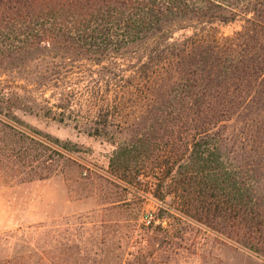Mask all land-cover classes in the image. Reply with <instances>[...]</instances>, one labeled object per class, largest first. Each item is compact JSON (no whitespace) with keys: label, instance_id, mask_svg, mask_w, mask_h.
Instances as JSON below:
<instances>
[{"label":"trees","instance_id":"1","mask_svg":"<svg viewBox=\"0 0 264 264\" xmlns=\"http://www.w3.org/2000/svg\"><path fill=\"white\" fill-rule=\"evenodd\" d=\"M240 12L251 15L231 34L215 25ZM176 25L192 32L175 37ZM0 44L44 115L111 139L112 182L158 200L144 246L187 249L196 223L264 262V0H0ZM17 134L3 153L29 139L18 158L43 159V139Z\"/></svg>","mask_w":264,"mask_h":264},{"label":"rangeland","instance_id":"2","mask_svg":"<svg viewBox=\"0 0 264 264\" xmlns=\"http://www.w3.org/2000/svg\"><path fill=\"white\" fill-rule=\"evenodd\" d=\"M250 15L240 12L235 19L215 25L222 33L231 34ZM177 26L172 28L175 37L192 32ZM16 61L10 62L0 53L1 264H12L5 259L19 258L24 252L30 257L21 259V264H116L121 255L136 264L134 259L141 253L146 255L147 264H264L247 251H229L214 232L196 223L188 222L182 242L187 249L174 245L158 250L157 243L144 246L140 242L141 230L146 227L144 217L161 214L158 200L150 196L140 200L123 185H115L110 157L116 145L106 136L89 134L72 122L44 115L36 90L25 93L20 89L24 80L14 71ZM49 94L47 91L46 96ZM3 122L15 128L9 129ZM19 128L46 142L39 150L43 159H20L22 147L33 146L29 139L3 153L6 142L1 138L7 135L5 139L19 140ZM57 151L74 162L58 157ZM26 152L35 153L34 149ZM9 153L15 156L7 158ZM51 165L55 170L50 176H36L37 170L44 175Z\"/></svg>","mask_w":264,"mask_h":264},{"label":"built area","instance_id":"3","mask_svg":"<svg viewBox=\"0 0 264 264\" xmlns=\"http://www.w3.org/2000/svg\"><path fill=\"white\" fill-rule=\"evenodd\" d=\"M150 219H151V217H150V216H146V217H145V221H146V223H147V222H149V221H150Z\"/></svg>","mask_w":264,"mask_h":264}]
</instances>
